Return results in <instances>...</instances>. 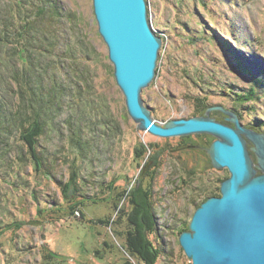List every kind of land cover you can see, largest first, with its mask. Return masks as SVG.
Listing matches in <instances>:
<instances>
[{"label": "rangeland", "instance_id": "374dc122", "mask_svg": "<svg viewBox=\"0 0 264 264\" xmlns=\"http://www.w3.org/2000/svg\"><path fill=\"white\" fill-rule=\"evenodd\" d=\"M146 1L150 24L162 38L155 78L142 91L154 119L165 124L201 116L208 109L198 113L203 101L234 110L246 126L264 131V0ZM0 4L16 8L18 25L31 7H48L42 16L47 32L29 52L42 85L56 82L63 91L59 108L50 112L52 127L34 146L49 156L50 171L40 164L38 171L20 132L0 124V141H8L0 158V264H190L180 226H190L200 203L221 195L230 176L206 150L216 137H162L138 127L116 81L93 0ZM13 42L2 51L21 48ZM253 85L254 100H240ZM3 87L0 100L12 113L17 100ZM211 115L226 121L220 110ZM71 126L80 128L82 155ZM73 157L88 199L70 182ZM135 235L164 250L147 261L130 247Z\"/></svg>", "mask_w": 264, "mask_h": 264}, {"label": "water", "instance_id": "95a60500", "mask_svg": "<svg viewBox=\"0 0 264 264\" xmlns=\"http://www.w3.org/2000/svg\"><path fill=\"white\" fill-rule=\"evenodd\" d=\"M93 3L116 81L138 127L162 137L211 134L216 139L206 150L212 164L230 172L221 195L203 201L180 235L190 264H264V131L246 126L234 110L222 105L208 107L201 116L156 121L142 98L143 88L155 78L162 47L149 21L147 1ZM215 110L227 115L225 122L211 115Z\"/></svg>", "mask_w": 264, "mask_h": 264}, {"label": "trees", "instance_id": "16d2710c", "mask_svg": "<svg viewBox=\"0 0 264 264\" xmlns=\"http://www.w3.org/2000/svg\"><path fill=\"white\" fill-rule=\"evenodd\" d=\"M46 8L48 9L46 6H40L36 11L33 9V7H31V10H28L29 13L26 15V17L21 18L22 22L18 25L15 22V20H17V14L15 13L16 8L12 7V4H8L7 6H2L0 4V51H2L4 49L3 47H6L7 44L14 43L13 40L21 46L20 48L18 45H15V47L10 48L13 49L12 51H2L0 54L1 59L3 58L2 62H4L2 63V66L0 65V89L3 87V85H6L4 86L6 88L3 87V89L5 91L12 90L13 92L11 91V95L16 98L18 103V105L16 104L17 110H12V113H10L9 104H4L0 100V124L3 125L2 129L4 130L17 129L20 132L19 135L21 139L28 145L30 154L32 156V161H35L37 164L38 171L42 170L40 169L39 164L42 165L46 170H51L52 164L49 156H47L45 152L36 151L34 146L35 143L38 142L36 140L41 139L47 128L52 127L51 117L49 118L51 115L50 112H52V109L54 108H59L60 104L59 102H56V99L59 98L60 93L63 92L62 90L58 89V86L61 85L57 84L56 82H53L50 88L42 85L40 78L41 73H35V68L38 69V67L37 64H34V61L31 60V54L29 52V50H31L30 48L42 38L40 35L47 32V25L44 23L45 20L42 17L43 11H45ZM55 13L56 12L53 11L51 15ZM22 49L25 50V52H23ZM26 52H29L28 55H26ZM240 66L246 67L242 63ZM257 78L259 77H256V79ZM10 84L15 85V87L13 88V86ZM256 91V86L253 85L250 87L248 93L239 94L238 97L240 100H254ZM0 92L3 91L0 90ZM201 101L202 100H200L199 103H201ZM53 103H56V106ZM201 105L203 106L199 108L198 113H202L209 106V104H205L203 101ZM7 119H9L11 122H9ZM6 122H9L7 124L8 127L5 125ZM70 124L73 126V122L71 123L70 121ZM71 138L75 144L74 146L77 149L79 148L78 152L81 150L80 155H82L84 147L86 146L82 140L79 127L74 129ZM7 142L8 141H6L5 138L0 141V158L6 153V145H8ZM2 143L4 144L3 146L1 145ZM75 161H77V157H73L69 164L70 168L72 169L70 182L74 185V192L77 195L81 196L82 198L87 197L88 199L89 195L83 192L85 187L80 180V169L78 168ZM150 207L152 208L153 206ZM148 221L150 220L148 219L146 221L147 224ZM183 223L181 224L180 229L182 231L188 230L189 225H187L185 222ZM136 235L133 239L130 238V247L132 250H135V252H139L141 255H143L147 261L155 260L158 253L164 250L162 247L154 248L152 242H150V239H141V241L138 240L137 242Z\"/></svg>", "mask_w": 264, "mask_h": 264}, {"label": "bare ground", "instance_id": "6f19581e", "mask_svg": "<svg viewBox=\"0 0 264 264\" xmlns=\"http://www.w3.org/2000/svg\"><path fill=\"white\" fill-rule=\"evenodd\" d=\"M144 89V88H143ZM222 112V111H221ZM177 119H179V118H177ZM227 179V178H226Z\"/></svg>", "mask_w": 264, "mask_h": 264}]
</instances>
